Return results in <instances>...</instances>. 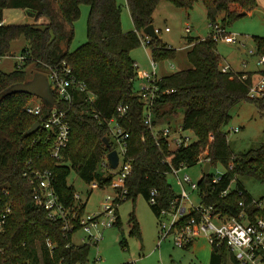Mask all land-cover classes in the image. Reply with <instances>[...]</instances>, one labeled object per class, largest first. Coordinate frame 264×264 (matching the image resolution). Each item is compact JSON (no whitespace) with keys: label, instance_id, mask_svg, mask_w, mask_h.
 I'll return each instance as SVG.
<instances>
[{"label":"trees","instance_id":"16d2710c","mask_svg":"<svg viewBox=\"0 0 264 264\" xmlns=\"http://www.w3.org/2000/svg\"><path fill=\"white\" fill-rule=\"evenodd\" d=\"M161 0H126L133 29L121 27V5L116 0H0V21L5 8H21L33 23L0 25V54L5 55L13 40L23 37L28 46L22 50L23 64L12 71L0 72V190L8 189L12 212L4 229L0 231V264H86L90 244H73L72 233L61 229L60 221H53L47 212L35 204L32 188L23 176L30 166L48 169L55 176L54 188L65 206L76 205L74 189L67 184V176L74 170L87 182L96 180L109 186L110 175L104 176L101 159L109 151L102 138L107 135V125L94 117L84 95L74 92L70 103L55 97V107L68 108L71 125L70 138L62 150L63 159L57 161L49 155L51 139L42 128L28 135L31 125L42 123L52 107L42 103L40 114L27 112L25 106L34 96L23 91L1 92L15 83L30 77L25 66L34 63L46 71L65 61L77 79L95 94V110L105 118L116 115L119 104L127 106L126 117L120 119L128 133L126 157L131 170L124 180L126 193L119 203L142 194L149 202V190L157 191L156 203L149 205L158 217L161 208H168L176 196L166 180L171 165L186 166L197 163V156L207 148L206 157L211 164L221 162L227 169L217 184H212V174H202L198 180L204 203L216 204L229 212H237L240 199L251 196L243 190L239 195L232 190L218 198L217 192L226 187L237 174L264 179V130L261 143L246 151H231L222 126L231 119V109L241 102L255 106L264 116V93L258 97L248 95L254 82L253 72L222 71L221 56L211 33L204 37H188L186 56L191 67L172 71L158 81V96L152 104V125L167 124L180 114L183 129L192 131L195 139L187 145L171 149L164 137H155L153 129L144 123V103L137 94L135 81L139 74L133 66L130 50L140 43L142 30L153 22V12ZM173 5L190 9L195 0H167ZM209 24L218 23L226 29L235 19L250 13L257 0H201ZM89 7L86 18V41L70 50L74 36V22L79 18L81 5ZM245 14V15H246ZM45 17L46 23L37 19ZM226 32V30H225ZM257 52L264 53V38L256 39ZM152 59L156 62L173 58L176 50L159 37L148 43ZM261 71V70H260ZM259 71V73H260ZM246 74L247 77L242 76ZM169 89L168 92L162 91ZM85 202L80 203L82 213ZM185 216L184 218H187ZM120 220L117 213L115 223ZM133 233L140 236L139 226L133 223ZM126 246V240L121 241ZM236 260L222 244L212 247L208 264H226ZM123 264H132L125 262Z\"/></svg>","mask_w":264,"mask_h":264},{"label":"rangeland","instance_id":"374dc122","mask_svg":"<svg viewBox=\"0 0 264 264\" xmlns=\"http://www.w3.org/2000/svg\"><path fill=\"white\" fill-rule=\"evenodd\" d=\"M121 5V27L122 30H132L133 23L130 17L126 0H116ZM79 18L74 22V36L70 43V50L75 49L86 41V18L89 10L88 5H81ZM26 16L24 9L5 8L3 10V19L6 24L9 23H33V19ZM153 24L155 28L160 29L159 37L162 41L168 43L176 50L173 58H166L157 61V73L166 74L170 71H176L191 67L187 59L186 51L188 48V37L204 38L212 31V26L206 16V10L201 0H195L193 6L186 10L177 7L167 0H161L153 12ZM189 26L190 31H185ZM168 27L169 30H165ZM226 32L234 34L235 42H226L218 37L216 40V49L221 56L222 64H228L233 70H247L253 72V80L256 82L259 77V71L264 68L263 64L258 63L260 57L256 48V38H264V0H257V6L250 13L235 19L226 27ZM143 34V32H142ZM144 34L142 35V37ZM28 46V42L19 37L10 44L9 51L0 61V72H9L19 68L23 61L18 56L22 50ZM150 46L145 44L144 37L140 43L130 50V57L138 63L139 70L150 71ZM173 64V68L170 66ZM25 71L31 77L36 72L46 73L43 69L37 67L34 63L25 66ZM135 87H139V79L135 81ZM44 102L39 96H34L30 101ZM231 119L227 125L222 126V131L226 132V138L229 148L234 153L246 151L257 147L262 141L264 130V116L260 115L254 105L248 102H241L231 109ZM174 117L167 123L171 128L169 134L170 147L175 149L176 145L173 138L177 135L187 136L189 143L195 137L192 131L180 129L181 116ZM162 126V125H161ZM231 127H238L237 132L231 131ZM121 167L107 168L104 176L111 175L116 178V173ZM226 167L219 161H216L209 168L213 176H219L225 172ZM187 174L192 182H198L203 174V164L195 163L190 166H183L178 174L169 172L166 176L175 194L182 190L180 179ZM67 184L72 186L74 191L79 194V199L85 202L84 214L100 213L104 210L107 203L106 196H115V190L111 186L99 187L90 191V182L82 179L74 170H71L66 178ZM241 184L253 197L264 196V179L251 175L237 174L233 179L232 185ZM184 188L189 193V199L196 205L199 203V193L190 189V186L183 183ZM184 205L189 202L185 200ZM117 213L119 222L113 223L110 227L102 230L101 238L96 245L90 244L88 261L86 264H123L127 261H140V264H206L212 246L204 238L200 237L194 243L187 247H179L174 244L169 237L159 241L160 225L158 217L152 211L149 202L142 194H138L134 199L127 198L117 204ZM139 226L140 236L133 233V223ZM95 229L90 232L94 233ZM87 232L78 229L72 233L71 241L73 244H81L82 237ZM126 240V246L121 241ZM96 251L101 258L95 260ZM226 264H236L228 259Z\"/></svg>","mask_w":264,"mask_h":264},{"label":"built area","instance_id":"2783aa9c","mask_svg":"<svg viewBox=\"0 0 264 264\" xmlns=\"http://www.w3.org/2000/svg\"><path fill=\"white\" fill-rule=\"evenodd\" d=\"M1 24H3V21H0ZM165 30H169V28L165 27ZM185 31L189 32L190 27L186 26ZM155 32L159 35L160 29L155 28ZM143 37L145 44H148L151 37L146 34ZM143 37L142 35L140 36V41ZM212 37L214 39L220 37L226 42L236 41L234 34L225 32V29L218 23L212 26ZM2 57L4 55L0 54V61ZM18 58L23 61L25 55L21 53ZM258 63L264 65V53L260 54ZM133 66L139 74L137 94L140 95L144 103V123L153 129L155 137L166 138L170 146V126L164 124L153 127L152 125V104L156 96H158V81L161 78L157 73V62L151 57L150 71L143 70L139 72L136 62L133 63ZM170 66L173 68L174 65L171 64ZM221 70L225 72L235 71L228 64H223ZM45 74L53 96L56 95L59 100L70 103L75 91L82 93L94 117L107 125L106 137L110 143L109 151L112 149L116 150L118 161L115 168L121 167L116 173V178L110 175L111 183L109 186L115 190V196H106L105 200L107 203L104 206V210L100 213L84 214V211L79 213V205L83 203L79 199V194L74 191L76 205L65 206L55 191V176L50 170L30 166L28 171L23 172V176L31 185L32 199L35 204L39 208L46 210L48 218L61 222V229L64 234L71 233L78 227L87 232V235L81 239L82 243L98 247L102 230L105 227L112 226L116 221L117 204L126 193L124 180L131 170L130 160L126 157L128 133L120 121V119L126 117L127 106L119 104L116 107V115L110 118L102 117L94 107L95 94L87 88L84 82L76 78L72 68L65 61H61L55 66H49ZM242 77L245 78L247 76L244 74ZM168 91L169 89H165L162 92ZM263 93L264 68L260 71L259 79L249 85L248 95L255 98L261 96ZM25 108L31 114H40L42 103L32 101L27 103ZM68 113V108L53 106L47 118L42 123H39V129L42 128L46 131L47 138L51 139L49 155L57 161L63 159L62 150L67 146L70 138L71 125ZM179 128L183 130L181 125ZM230 130L237 132L239 128L231 127ZM188 141L189 138L187 136L177 135L173 138L176 148L181 145H187ZM107 153L100 162L103 172L107 168L112 170ZM206 153L207 148L198 154L197 163L204 164L206 161L210 162L209 158L206 157ZM183 166H185L184 163H180L177 167L171 165L170 172L178 174ZM227 169H232V163H229ZM223 174L224 172L219 176L212 175V184H217L222 179ZM179 181L182 190L179 194H176L168 208H161L159 210V241L169 237L175 245L187 247L196 239L204 237L212 247H219L224 244L233 254L237 264H264V196L259 198L249 196L248 200L240 199L238 201V211L232 213L226 208H220L216 204L204 203V195L199 192L198 182H192L187 174L183 175ZM232 182L233 179L230 180L225 188L217 192L218 198L227 196L232 190H236L239 195H243V190L237 188L236 185L233 186ZM183 183L188 184L191 190L198 191L200 200L198 204L194 205L191 202L189 193L184 188ZM102 186L104 185H101L99 181L93 180L90 181L89 189L92 191ZM8 193L7 188H1L0 231L4 229L7 219L12 212V201L8 199ZM156 195V189L151 188L148 199L150 203H156ZM185 200L189 202L188 206L184 205ZM185 216L188 217L184 218ZM91 229H95L94 233L90 232ZM95 260H101L97 251Z\"/></svg>","mask_w":264,"mask_h":264},{"label":"water","instance_id":"95a60500","mask_svg":"<svg viewBox=\"0 0 264 264\" xmlns=\"http://www.w3.org/2000/svg\"><path fill=\"white\" fill-rule=\"evenodd\" d=\"M246 11L241 12V15H245ZM142 32L148 35L151 38H157L158 34L155 32V27L153 23H149L145 26ZM13 91H23L33 96H39L44 99V102L47 106L53 107L55 104V97L53 96L51 89L49 87L48 79L45 73L36 72L34 73L28 80L24 82H19L12 84L9 86L7 90L1 92V95H5L7 92ZM39 129V122L35 121L31 127L27 130V134L30 135L36 130ZM105 146L109 147L110 143L106 136L102 138ZM107 158L111 168H115L117 166L118 154L116 150L112 149L107 153ZM210 162L206 161L203 164V173L207 174L209 172Z\"/></svg>","mask_w":264,"mask_h":264},{"label":"crops","instance_id":"0c3cea01","mask_svg":"<svg viewBox=\"0 0 264 264\" xmlns=\"http://www.w3.org/2000/svg\"><path fill=\"white\" fill-rule=\"evenodd\" d=\"M24 12H25V14H26V16H28V14L26 13V11L24 10ZM29 18H27L26 20H29V19H33L34 20V18L33 17H30V16H28ZM2 21H3V24H6L5 23V21H4V19H2ZM37 22H39V23H46L47 22V19L45 18V17H39L38 19H37ZM27 23H29V22H27ZM153 23V22H152ZM154 25V24H153ZM155 27V26H154ZM168 44V43H167ZM189 45L188 46H190V43H188ZM169 45V44H168ZM137 63V62H136ZM138 64V63H137ZM138 67H139V65H138ZM138 71L140 72V71H143L142 69L141 70H139V68H138ZM237 71V70H236ZM238 71H245V72H247V70H238ZM170 72H172V71H170ZM170 72H168V73H170ZM167 74V73H166ZM162 75H164V74H159V76L161 77ZM248 192V191H247ZM249 193V192H248ZM250 194V193H249ZM251 195V194H250ZM252 196V195H251ZM194 243V242H193ZM192 243V244H193ZM191 244V245H192ZM210 253H211V251H210ZM209 259H210V255H209ZM209 259H208V261H207V263L206 264H208V262H209ZM127 262H131L132 264H140V261H135V262H133V261H127Z\"/></svg>","mask_w":264,"mask_h":264}]
</instances>
